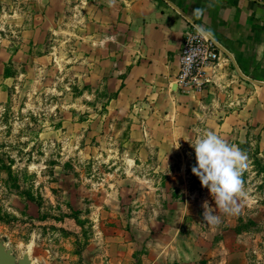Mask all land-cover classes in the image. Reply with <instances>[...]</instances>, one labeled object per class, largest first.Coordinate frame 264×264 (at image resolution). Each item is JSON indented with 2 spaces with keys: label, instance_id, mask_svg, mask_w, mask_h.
Here are the masks:
<instances>
[{
  "label": "rangeland",
  "instance_id": "obj_1",
  "mask_svg": "<svg viewBox=\"0 0 264 264\" xmlns=\"http://www.w3.org/2000/svg\"><path fill=\"white\" fill-rule=\"evenodd\" d=\"M94 30L89 0H0V244L17 262L80 264L95 242L112 248L121 236L144 264L145 248L153 256L179 233L198 264H264V87L253 115L238 73L215 77L197 129L173 146L176 134L144 130L157 116L148 120L140 94L118 98L125 73L101 66ZM204 130L248 157L238 212L215 209L192 172L188 141ZM205 201L218 223L203 220Z\"/></svg>",
  "mask_w": 264,
  "mask_h": 264
},
{
  "label": "crops",
  "instance_id": "obj_2",
  "mask_svg": "<svg viewBox=\"0 0 264 264\" xmlns=\"http://www.w3.org/2000/svg\"><path fill=\"white\" fill-rule=\"evenodd\" d=\"M89 1L95 19L94 40L101 43L95 50L104 52L100 64L116 68L111 73L117 79L121 80L119 76L125 73L124 88L118 98L124 89L133 92L134 100L139 97L144 100L146 106L142 110L148 120L157 116L144 126L145 131L174 133L172 145L180 146L185 136L197 129L192 119L208 88L183 92L175 81L183 38L193 25L209 31L230 52L229 58L223 59L216 68L214 78L220 76V82L227 81L237 72L238 85L253 91L248 96L255 99L249 113L257 114V85L264 87V56L258 58L257 53V46L264 44V3L255 0ZM104 35L108 40L102 45ZM102 60L107 63L103 64ZM241 105L231 110L229 116L245 114L246 104ZM149 141L153 139L146 140L148 146ZM158 145L162 146V142ZM125 226L128 228V223ZM115 239L112 248H102L95 242L92 250L83 253L80 264H137L136 256L143 251L142 247L140 250L129 248L130 241L126 242L125 237ZM186 241L178 233L165 241L153 256L145 248L148 262L144 264H198V256H191Z\"/></svg>",
  "mask_w": 264,
  "mask_h": 264
},
{
  "label": "clouds",
  "instance_id": "obj_3",
  "mask_svg": "<svg viewBox=\"0 0 264 264\" xmlns=\"http://www.w3.org/2000/svg\"><path fill=\"white\" fill-rule=\"evenodd\" d=\"M257 53L258 58L264 56V44L257 46ZM188 142L195 151L196 163L192 166V172L210 191L215 209L225 213L238 212L237 201L246 196L242 181L243 172L248 166L246 153L212 130H204L194 142ZM203 208L205 222H219V216L208 201L203 203Z\"/></svg>",
  "mask_w": 264,
  "mask_h": 264
},
{
  "label": "built area",
  "instance_id": "obj_4",
  "mask_svg": "<svg viewBox=\"0 0 264 264\" xmlns=\"http://www.w3.org/2000/svg\"><path fill=\"white\" fill-rule=\"evenodd\" d=\"M255 1L264 3V0ZM228 53L213 34L199 25H193L185 33L181 45L175 77L177 87L183 92L203 90L207 83L214 80L221 61L229 58Z\"/></svg>",
  "mask_w": 264,
  "mask_h": 264
},
{
  "label": "water",
  "instance_id": "obj_5",
  "mask_svg": "<svg viewBox=\"0 0 264 264\" xmlns=\"http://www.w3.org/2000/svg\"><path fill=\"white\" fill-rule=\"evenodd\" d=\"M0 264H32V263L26 258L21 259L20 261L17 262L16 255L13 252L9 251L3 244H0Z\"/></svg>",
  "mask_w": 264,
  "mask_h": 264
},
{
  "label": "trees",
  "instance_id": "obj_6",
  "mask_svg": "<svg viewBox=\"0 0 264 264\" xmlns=\"http://www.w3.org/2000/svg\"><path fill=\"white\" fill-rule=\"evenodd\" d=\"M7 72H8V70H7ZM6 75H9V73H7Z\"/></svg>",
  "mask_w": 264,
  "mask_h": 264
}]
</instances>
